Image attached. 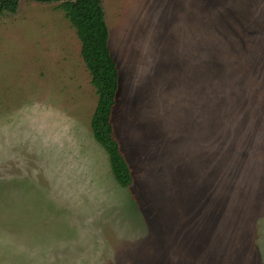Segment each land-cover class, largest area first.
Wrapping results in <instances>:
<instances>
[{"label": "rangeland", "instance_id": "obj_1", "mask_svg": "<svg viewBox=\"0 0 264 264\" xmlns=\"http://www.w3.org/2000/svg\"><path fill=\"white\" fill-rule=\"evenodd\" d=\"M112 113L57 3L0 15V264H264V0H102Z\"/></svg>", "mask_w": 264, "mask_h": 264}, {"label": "trees", "instance_id": "obj_2", "mask_svg": "<svg viewBox=\"0 0 264 264\" xmlns=\"http://www.w3.org/2000/svg\"><path fill=\"white\" fill-rule=\"evenodd\" d=\"M57 3L76 30L81 55L96 89L98 103L91 127L95 140L109 156L115 180L122 187H131L134 178L115 134L112 113L119 90V68L109 49V28L102 0H31ZM20 0H0V15L17 11Z\"/></svg>", "mask_w": 264, "mask_h": 264}]
</instances>
